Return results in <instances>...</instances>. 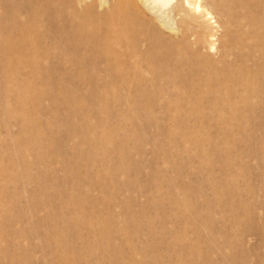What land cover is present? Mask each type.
<instances>
[{"label": "rangeland", "instance_id": "obj_1", "mask_svg": "<svg viewBox=\"0 0 264 264\" xmlns=\"http://www.w3.org/2000/svg\"><path fill=\"white\" fill-rule=\"evenodd\" d=\"M101 2L0 0V264H264V0Z\"/></svg>", "mask_w": 264, "mask_h": 264}, {"label": "bare ground", "instance_id": "obj_2", "mask_svg": "<svg viewBox=\"0 0 264 264\" xmlns=\"http://www.w3.org/2000/svg\"><path fill=\"white\" fill-rule=\"evenodd\" d=\"M101 1L103 2V4L104 3L106 4L108 2V0H101ZM111 2H112V0H111ZM142 8L143 9L145 8L147 10H151L152 12H155L156 18H157V20L160 21V24L162 23L163 25H169V27L172 25V23L174 24V22L176 20H178L179 18L185 17V16H191L192 18H205L206 20H210V18H212L211 12H209L208 10H206L203 7L202 0H186V2L183 5L180 4V0H114V5L112 6L110 12H108L105 17L108 20H111L112 22L113 21L114 22H117L118 24H121V25L123 23H125L127 25L130 22L131 23L132 22H136V20L138 22H143V21H141V19H142V16L141 15H143L142 14V11H141ZM128 10L133 11V14H135V17L131 16L132 15L131 13H126ZM239 30H241V29H239ZM121 34H123V33L120 32L119 35H121ZM114 35L115 34H111V35L109 34V38L110 37L112 38ZM243 35L246 37L245 38L244 36H242V38L244 39V42L246 44L245 45H242L244 42L243 43L242 42L239 43L237 45V48L238 49H241V47H242V49H244V48L247 47V48H250L251 50L254 49V48H258V46L256 45V43H258V42H260L261 40L264 39V37H262V36L259 35V32L253 30L252 28H250L249 30L247 29L244 32ZM213 41L214 40H212L211 42H213ZM254 44L256 46H254ZM211 49L212 50H215V45L213 43H212V48ZM260 51H262V48H261ZM225 53L226 54H223L222 57H221V62L222 63H224V62L226 63L227 60L231 57V53L230 52H225ZM260 54H261V52H260ZM203 58L205 60L207 59L205 56ZM203 58H202V61H205ZM207 62L208 63H211L210 61H207ZM207 62L205 64H201L200 63V67H202L204 69H208V70L213 71V72H210L208 74V77H207V74L205 72V75L207 77V80L205 81V83L208 82V84H209L210 81L219 79L218 77H219L220 73H222L223 76L225 74V76L227 77L228 80H232L231 79V77H232L231 75H232V72L234 71V69L236 67L234 64H233L234 65L233 67L229 66V64H228V66H225L219 72H216V70L214 69L215 70V72H214V70H211L210 69L213 66V64L212 63L211 64H207ZM197 67H199V65ZM200 69L201 68H197V71L195 70V72H197V74H198V72H199L198 70H200ZM152 71H153V73H155L154 70H152ZM202 71H203V69H202ZM205 71H207V70H205ZM200 74H202V73L200 72ZM221 78H222V75H221ZM205 79L206 78H204L203 80H205ZM201 80H200V83L203 82V81L201 82ZM216 82H217L216 84H218V81H216ZM205 83H204V85H205ZM243 87H246V85H244ZM180 88H181V86H180ZM180 88H176L175 90H173V94L179 95ZM219 88L220 87H218V91H216V90L213 91V94L216 93V92H219ZM223 88H225V87H223ZM228 105H226V106H228ZM218 114L220 115V113H218ZM179 115L182 116L184 114L180 113L179 111L174 113V117H179ZM182 117H184V116H182Z\"/></svg>", "mask_w": 264, "mask_h": 264}]
</instances>
